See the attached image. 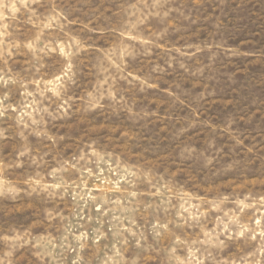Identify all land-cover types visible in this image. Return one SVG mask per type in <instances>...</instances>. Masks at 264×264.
Returning a JSON list of instances; mask_svg holds the SVG:
<instances>
[{"label":"rangeland","instance_id":"obj_1","mask_svg":"<svg viewBox=\"0 0 264 264\" xmlns=\"http://www.w3.org/2000/svg\"><path fill=\"white\" fill-rule=\"evenodd\" d=\"M0 264H264V0H0Z\"/></svg>","mask_w":264,"mask_h":264}]
</instances>
